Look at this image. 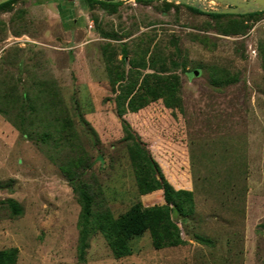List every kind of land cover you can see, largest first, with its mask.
I'll return each mask as SVG.
<instances>
[{
  "label": "rangeland",
  "instance_id": "374dc122",
  "mask_svg": "<svg viewBox=\"0 0 264 264\" xmlns=\"http://www.w3.org/2000/svg\"><path fill=\"white\" fill-rule=\"evenodd\" d=\"M9 6L0 252L13 264H264V11L213 17L166 0ZM118 114L173 189L190 191L173 245L155 247L146 229L116 256L93 227L81 246L74 183L92 193L94 216L164 203L160 189L142 193L145 163Z\"/></svg>",
  "mask_w": 264,
  "mask_h": 264
},
{
  "label": "trees",
  "instance_id": "16d2710c",
  "mask_svg": "<svg viewBox=\"0 0 264 264\" xmlns=\"http://www.w3.org/2000/svg\"><path fill=\"white\" fill-rule=\"evenodd\" d=\"M15 0H7L0 3V10H7L11 3ZM136 1H149V0H136ZM80 4L83 6H91L92 3L106 4H119L121 1L110 2V1H100V0H79ZM68 6L71 3L67 2ZM60 8V7H59ZM192 11L199 14H207L209 16H224V15H251L254 13L247 14H219V13H206L198 11L193 7H189ZM62 10V8H60ZM63 12H61L62 14ZM158 51H155L154 54ZM180 71L182 73H187L183 64H179ZM120 87V86H119ZM116 107L119 113H121L120 101H116ZM119 115V114H118ZM119 121L121 126L126 132V136L133 137L134 144L139 153L142 154L145 165H140L141 169L145 168V175L148 178L149 183L145 184L141 191L142 193L149 192L154 189L161 190V196L163 199V204L152 205L147 207H141L138 203L131 206L126 212L121 214L117 218H110L104 212L103 215L94 216L90 214V205L92 200V193L88 191L86 186H79L77 183L72 185L78 202L81 206V220L85 222V226L80 231L81 235V246H85L84 241L86 240L89 230H93L96 227L100 230L102 235L106 238L108 245L110 246L112 253L114 255H123L126 252V247L124 241L130 236L137 235L144 230L148 229L152 244L155 247H161L164 245H173L179 242L178 232L175 224L172 222L173 217H180V220L186 215V208L191 204V194L190 191L185 189H173L171 184L163 176L158 163L150 154V151L146 147V144L141 139L140 135L134 131L125 119L122 117ZM11 209L18 213L19 209L11 204ZM188 211V209H187ZM96 218V219H95ZM89 219V222H88ZM14 260L10 253L0 252V264H13Z\"/></svg>",
  "mask_w": 264,
  "mask_h": 264
},
{
  "label": "water",
  "instance_id": "95a60500",
  "mask_svg": "<svg viewBox=\"0 0 264 264\" xmlns=\"http://www.w3.org/2000/svg\"><path fill=\"white\" fill-rule=\"evenodd\" d=\"M7 0H0L3 3ZM103 1V0H100ZM117 2L121 0H104ZM193 7L201 12L219 14H246L264 11V0H166ZM197 70L193 71L196 74Z\"/></svg>",
  "mask_w": 264,
  "mask_h": 264
}]
</instances>
